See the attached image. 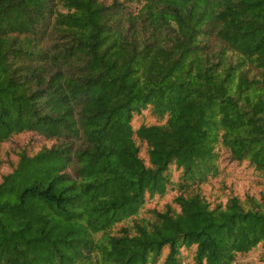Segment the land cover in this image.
Wrapping results in <instances>:
<instances>
[{"label":"trees","instance_id":"trees-1","mask_svg":"<svg viewBox=\"0 0 264 264\" xmlns=\"http://www.w3.org/2000/svg\"><path fill=\"white\" fill-rule=\"evenodd\" d=\"M264 264V0H0V264Z\"/></svg>","mask_w":264,"mask_h":264},{"label":"rangeland","instance_id":"rangeland-1","mask_svg":"<svg viewBox=\"0 0 264 264\" xmlns=\"http://www.w3.org/2000/svg\"><path fill=\"white\" fill-rule=\"evenodd\" d=\"M262 255V248L256 246L246 252L238 253L233 264H244L246 262H256Z\"/></svg>","mask_w":264,"mask_h":264}]
</instances>
